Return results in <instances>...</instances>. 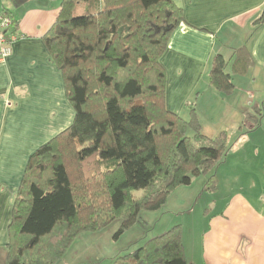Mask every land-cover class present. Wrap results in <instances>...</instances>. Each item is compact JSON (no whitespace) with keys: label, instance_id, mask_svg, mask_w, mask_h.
<instances>
[{"label":"trees","instance_id":"obj_1","mask_svg":"<svg viewBox=\"0 0 264 264\" xmlns=\"http://www.w3.org/2000/svg\"><path fill=\"white\" fill-rule=\"evenodd\" d=\"M7 1L17 8L31 0ZM78 2L85 4L82 14ZM1 15L12 19L9 34H16L10 11ZM183 22L173 0H62L43 42L74 117L28 158L12 204L5 264H55L56 249L80 232L120 221L116 237L193 178L207 173L214 182L211 172L229 150L227 135L206 137L193 109L184 120L165 107L160 59ZM263 22L264 12L257 27ZM227 66L213 56L209 84L220 94L233 91ZM188 126L193 138L185 136ZM66 160L80 171L75 184ZM140 243L112 264H189L178 226Z\"/></svg>","mask_w":264,"mask_h":264},{"label":"crops","instance_id":"obj_2","mask_svg":"<svg viewBox=\"0 0 264 264\" xmlns=\"http://www.w3.org/2000/svg\"><path fill=\"white\" fill-rule=\"evenodd\" d=\"M173 2L184 22L160 59L165 107L178 116L193 109L206 137L225 133L232 144L221 165L227 172L232 155L229 166L236 168L216 184L214 209L199 212L202 228L190 251L181 237L185 258L189 264H264V22L257 27L264 0ZM61 3L31 0L14 8L0 0V14L8 10L17 22V40L0 62V264L6 261L12 204L29 156L74 117L43 42ZM84 8L78 2L76 13ZM216 54L228 65L229 94L209 84Z\"/></svg>","mask_w":264,"mask_h":264},{"label":"rangeland","instance_id":"obj_3","mask_svg":"<svg viewBox=\"0 0 264 264\" xmlns=\"http://www.w3.org/2000/svg\"><path fill=\"white\" fill-rule=\"evenodd\" d=\"M181 115L182 119L187 120L191 112L185 109ZM195 115L198 123L196 112ZM201 120L205 119L201 118ZM194 132L193 128L188 126L185 129V136L193 138ZM231 144V142L228 143V145ZM232 157L231 155L228 160L229 170L227 172H224L226 165H221L222 162L211 172L214 174L213 183L210 181V174L205 173L193 178L188 186L177 187L159 209L142 211L139 223L125 230L121 235L114 236L119 230L120 221L113 222L107 228L97 232H80L66 247L59 246L58 250L56 249L59 260L55 264H112L117 256L132 252L141 244L140 242L160 236L174 226L179 227L181 237L184 235L186 250L190 251L193 248L195 237H198L202 228L199 212L202 214L206 208L208 211L214 209L211 203L216 200V184L220 179L223 182L224 175L229 177L236 170L235 167L229 166V163H233ZM67 162L66 160V168L69 170L72 183L75 184L79 181L80 171L71 161L70 164ZM91 167L94 168L93 165ZM222 189L225 192V185L220 188ZM133 195L137 197L140 192H134ZM59 250H61L60 253H58Z\"/></svg>","mask_w":264,"mask_h":264},{"label":"built area","instance_id":"obj_4","mask_svg":"<svg viewBox=\"0 0 264 264\" xmlns=\"http://www.w3.org/2000/svg\"><path fill=\"white\" fill-rule=\"evenodd\" d=\"M12 19L0 14V62L4 61L12 51V44L17 40V36L9 34Z\"/></svg>","mask_w":264,"mask_h":264}]
</instances>
